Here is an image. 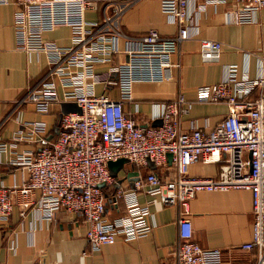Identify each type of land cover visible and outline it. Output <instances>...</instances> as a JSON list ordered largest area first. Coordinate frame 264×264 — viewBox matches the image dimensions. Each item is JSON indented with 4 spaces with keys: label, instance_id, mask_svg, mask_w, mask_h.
<instances>
[{
    "label": "built area",
    "instance_id": "2783aa9c",
    "mask_svg": "<svg viewBox=\"0 0 264 264\" xmlns=\"http://www.w3.org/2000/svg\"><path fill=\"white\" fill-rule=\"evenodd\" d=\"M98 1L106 2L102 22L86 20L85 11L96 10ZM114 1L118 0H0V6H14L15 48L43 53L47 60L44 76L26 89L17 104H31L41 114L56 107L58 116V131L51 138L44 136L45 122L27 121L10 141L0 142V153L13 152L11 164L26 171L22 183L0 185V226L14 205L21 215L33 210L47 222L64 210L82 216L88 246L98 251L118 236L130 241L151 232L149 207L138 201L142 193L158 197L163 205L178 206L184 214L178 219L176 264H222L220 249L203 248L193 239L186 215L189 200L200 191L246 190L251 200V238L241 248L255 250V264H264V71L251 79L245 69L227 64L216 83L196 88L195 102H222L228 107L210 130L181 128L179 115L187 112L182 94L160 106L159 126L139 127L122 107L132 99L134 83L171 78L170 68L178 66L172 56L182 42L197 35L198 18L207 7L224 6L229 24L256 23L264 0H158L176 33L165 36L150 28L137 37L112 26L105 10ZM57 27L69 28L68 46L44 38ZM221 46L199 39L200 61L219 62ZM97 85L102 86L100 92ZM112 88L115 99L108 95ZM255 88L257 94L250 97ZM64 102L74 103L80 113H63ZM21 141H34L38 147L17 153L14 148ZM168 153L174 179L138 170L130 186L123 185L107 167L108 161L120 158L139 168L149 163L163 167ZM197 162L218 163L217 175H190V166ZM107 209L118 215L107 216ZM10 249L14 252L15 245Z\"/></svg>",
    "mask_w": 264,
    "mask_h": 264
},
{
    "label": "crops",
    "instance_id": "0c3cea01",
    "mask_svg": "<svg viewBox=\"0 0 264 264\" xmlns=\"http://www.w3.org/2000/svg\"><path fill=\"white\" fill-rule=\"evenodd\" d=\"M105 3L98 1L96 10H86L85 19L102 22ZM13 10L12 5L0 6V142L10 141L14 132L27 121L45 122L44 136L51 138L58 131L56 107L41 114L35 112L31 104H17L26 89L44 76L47 60L43 53H26L15 48ZM105 11L112 18V26L131 37L141 36L150 28L165 36L176 33V26L161 13L158 0H118L108 4ZM197 28V35L182 42L172 56V62L178 66L170 68V79L133 84L132 99L122 107L139 127L152 126L160 119V106L182 94L187 102V112L179 115L181 128L210 130L227 114L228 107L222 102H195L196 88L216 83L227 64L245 69L251 79L264 71V6L257 13V22L247 24H229L224 6H209L199 16ZM44 38L58 46H68L70 30L57 27L45 33ZM202 38L221 43L219 62L205 64L200 61L199 39ZM98 69L104 70L105 66H98ZM101 90L102 86L97 85L96 92ZM258 90L255 88L249 96L254 97ZM108 95L117 98L113 88ZM37 147L34 141H21L14 151H34ZM12 153H0V185L20 184L26 178L25 169L11 164ZM138 170L142 173L152 170L165 179L175 177L169 161L163 167L149 163L141 168L128 162L118 169L117 182L130 186L131 176ZM218 171V163L197 162L189 168V174L196 177H213ZM38 195L36 191L34 196ZM138 201L149 207L151 232L130 241H123L118 236L113 244L103 245L98 251H91L88 246L87 225L82 216L59 210L47 222L33 210L21 215V209L14 205L8 221L0 226V264H176L180 241L178 219L184 216L181 208L163 205L158 197L142 193L138 195ZM186 215L192 223L193 239L203 248L220 249L222 264L256 263V251L241 248V244L251 238L248 191L197 192L189 200ZM107 216L115 215L107 209ZM11 244L15 245L14 252L10 249Z\"/></svg>",
    "mask_w": 264,
    "mask_h": 264
},
{
    "label": "water",
    "instance_id": "95a60500",
    "mask_svg": "<svg viewBox=\"0 0 264 264\" xmlns=\"http://www.w3.org/2000/svg\"><path fill=\"white\" fill-rule=\"evenodd\" d=\"M61 106H62V104H61ZM61 111L63 112L62 109H61ZM73 111L80 113V108L75 105V110H73ZM63 113H66V112H63ZM160 124H161V120L158 119L152 123V126H159ZM167 159L169 162L171 161V154L170 153L167 154ZM128 162L129 161L125 158H120V159H117L115 161H108L107 167H108L110 175L113 177H116L118 169H120L123 164H126Z\"/></svg>",
    "mask_w": 264,
    "mask_h": 264
},
{
    "label": "rangeland",
    "instance_id": "374dc122",
    "mask_svg": "<svg viewBox=\"0 0 264 264\" xmlns=\"http://www.w3.org/2000/svg\"><path fill=\"white\" fill-rule=\"evenodd\" d=\"M62 110H63V112H70V111H73V110H75V105H74V103H72V102L63 103V105H62ZM123 165H128V163L123 164ZM123 165H122V166H123Z\"/></svg>",
    "mask_w": 264,
    "mask_h": 264
},
{
    "label": "trees",
    "instance_id": "16d2710c",
    "mask_svg": "<svg viewBox=\"0 0 264 264\" xmlns=\"http://www.w3.org/2000/svg\"><path fill=\"white\" fill-rule=\"evenodd\" d=\"M112 212H114V215H118V212H116L115 210H112Z\"/></svg>",
    "mask_w": 264,
    "mask_h": 264
}]
</instances>
